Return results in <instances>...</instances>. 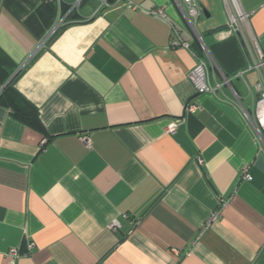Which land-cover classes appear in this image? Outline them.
<instances>
[{"label":"crops","instance_id":"0c3cea01","mask_svg":"<svg viewBox=\"0 0 264 264\" xmlns=\"http://www.w3.org/2000/svg\"><path fill=\"white\" fill-rule=\"evenodd\" d=\"M131 1L0 0V93L40 122L0 105V264H264V143L242 111L259 74L225 0H196L207 56L176 0ZM237 1L264 54V0ZM199 59L231 86L196 94Z\"/></svg>","mask_w":264,"mask_h":264},{"label":"built area","instance_id":"2783aa9c","mask_svg":"<svg viewBox=\"0 0 264 264\" xmlns=\"http://www.w3.org/2000/svg\"><path fill=\"white\" fill-rule=\"evenodd\" d=\"M84 0H75L73 7H78ZM97 6L95 12H100L101 10L111 8L114 5L122 4L127 8L136 9L137 5L134 4L131 0H96ZM177 5L181 13L186 19L187 26L189 30L192 32L195 40L198 42L201 50L207 56L208 50L202 40L201 35L198 33L196 29V20L200 14V7L198 6L196 0H176ZM228 10V25L229 27L237 34L240 35L242 39V43L244 46V50L247 53V56L252 58V62L248 64V69H255L258 72V82L256 84V89L258 91V96L254 102V106L252 111L249 112L243 109L244 116L248 119L251 126L253 127L254 133L256 137L264 143V74H263V67H264V54L261 52L257 44L249 39V35L245 34L244 28H246L247 24V15L241 10L239 3L237 0H225ZM153 13L159 14L164 16V12L162 8L153 10ZM55 29H53L54 32ZM249 36V37H248ZM171 43L174 46H179L183 48H188V42L184 41L178 30L176 28H172V39ZM252 44V45H249ZM251 49L250 50V48ZM239 76L241 73L238 74ZM187 78L190 83L193 85L196 94H214L222 85L231 86L230 81L231 79L227 76H222L221 83L217 84L216 86H210L207 83V73H206V60L199 59L197 64L190 70L187 74ZM233 95L235 99L238 101V95L233 90ZM197 107L195 105L188 106V110H195ZM83 142L88 144L87 136H83ZM243 178L245 180H251V176L247 172V168H243L242 171ZM217 216V212L212 214L211 219H214ZM111 228L115 230L119 227V223L117 220H113L110 224ZM33 244H29L28 252L32 249ZM7 256L9 258V263L13 264L14 260L18 258L17 248H10L7 252Z\"/></svg>","mask_w":264,"mask_h":264},{"label":"trees","instance_id":"16d2710c","mask_svg":"<svg viewBox=\"0 0 264 264\" xmlns=\"http://www.w3.org/2000/svg\"><path fill=\"white\" fill-rule=\"evenodd\" d=\"M59 32V30H56L53 35L48 38L46 41L47 46L53 41ZM0 105L9 107L12 115L16 119L35 127L39 126L40 122L36 110L21 98L11 88L10 84L6 85L0 93Z\"/></svg>","mask_w":264,"mask_h":264},{"label":"rangeland","instance_id":"374dc122","mask_svg":"<svg viewBox=\"0 0 264 264\" xmlns=\"http://www.w3.org/2000/svg\"><path fill=\"white\" fill-rule=\"evenodd\" d=\"M232 85L234 86V84L232 83ZM246 102V101H245Z\"/></svg>","mask_w":264,"mask_h":264}]
</instances>
